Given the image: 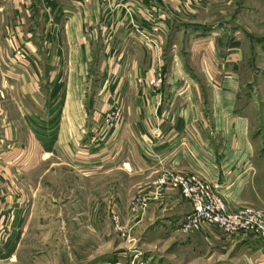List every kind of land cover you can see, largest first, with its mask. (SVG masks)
<instances>
[{
  "label": "crops",
  "instance_id": "1",
  "mask_svg": "<svg viewBox=\"0 0 264 264\" xmlns=\"http://www.w3.org/2000/svg\"><path fill=\"white\" fill-rule=\"evenodd\" d=\"M192 2L0 0V203L14 209V226L2 252L12 254L15 243L21 244L32 218L20 207L23 194L9 175L18 169L8 159L27 151L23 130L34 132L36 143L42 141L44 109L55 107L53 87V92H62L68 116L61 124L63 133L55 141L50 138L45 151L59 157L61 145L86 143L89 158L82 161L83 176L98 179L99 212L95 218L89 207L83 264H131L132 259L149 264H264L260 236L224 235L213 227L182 234L179 226L191 211L189 202L169 187L156 192L153 184L165 172L193 174L222 195L230 209L264 208V101L258 93L264 90V67L259 89L246 86L245 48L234 33L224 36L223 27L213 29L202 43L204 66L184 67L176 41L185 27L172 16L176 21L178 12L187 15ZM196 29L203 36L211 27ZM257 41V60L264 66V38ZM12 62L15 81L7 77ZM158 77L161 82L154 84ZM96 88L101 95L92 102L88 93ZM119 106L123 111L111 132L97 139L90 131L77 137L71 133L81 126L80 110L94 108L89 120H83L91 127L103 124L98 108ZM39 151H44L41 145ZM69 162L64 166H74ZM51 165L58 174L60 165ZM143 199L144 209L130 210L133 201ZM110 204L128 229L124 237L136 240V247L124 245L121 236L108 243L113 230L105 208ZM56 217L52 226L58 230V221L74 214L57 212ZM67 225L69 239L73 234ZM91 228L103 238L98 250L90 244L95 234Z\"/></svg>",
  "mask_w": 264,
  "mask_h": 264
},
{
  "label": "rangeland",
  "instance_id": "2",
  "mask_svg": "<svg viewBox=\"0 0 264 264\" xmlns=\"http://www.w3.org/2000/svg\"><path fill=\"white\" fill-rule=\"evenodd\" d=\"M184 1L189 3V0ZM187 10L190 11L186 12L187 15L185 16L178 12L180 13L179 20L175 21L172 16L173 22L185 27L181 30L176 41V51L180 54L184 65H186L184 67L198 70L204 66L202 65L203 56L201 55L203 52L202 43L210 38V32L213 29L219 31V28L223 27L224 36H227V32L231 36L234 33V38L239 43V47L241 49L245 48V50L243 49L245 52L243 59L244 61L248 59L244 63L249 64L247 66L249 74L245 85L259 89L260 72L264 66L262 60H257V56H259V42L257 40L264 38V0H193L190 6H187ZM198 26L203 30H206L204 27H211V30L206 35L201 36L202 30L198 31L196 29ZM192 29L195 31H192ZM217 62L221 63L222 61L217 59ZM14 64L16 62H12L11 70L7 76L12 81L18 78ZM51 76L54 78L56 74L54 75V72H51ZM158 78L161 79L160 77ZM248 81L251 82L248 83ZM64 82L66 84V79ZM258 93L259 99L264 101V90L260 89ZM50 95L51 102H54L55 107L44 109L43 127L46 134L42 136V141H37L36 143L33 137L35 133L23 130L28 136L26 141L27 151L23 150L20 155L12 154L8 159L12 164H16L15 167L18 170L20 169L18 166H22L21 171L12 169L9 175L23 194L24 200L20 207L22 209L25 207L27 216L31 213L32 218L28 216L30 220H27V232L23 236L21 244L17 241L15 247H13V253L5 254V252H2L3 244L4 242L8 243L10 227L14 226V220H12L14 209L13 205H2L0 203V264H83V244L88 240V237L85 236L89 230L87 228L89 207L92 215L95 218L98 217L99 210L98 206L95 205L99 196L98 179L91 177L89 181L90 178L83 176L81 168L82 161H86L89 158L87 154L89 147L86 146V143L81 144L83 142L78 140L77 145L72 146L67 143L61 145L60 149H63L64 152L59 157H56L55 154L52 156L50 151H45L51 145V139L55 141L58 132L63 133V130L60 129L61 124L64 122L65 117L68 116L63 107L62 92L55 93L52 87ZM100 95L101 93L97 88L93 92L89 91L88 93V97H92V102L93 100L95 101L93 97ZM93 111V107L92 110H80L81 116L79 115L78 118H81V126L76 128V130H71L75 137L80 136L82 132H87L88 134L90 131L97 139L100 133L111 132L116 127L118 118L121 117L123 110L120 106L118 108L112 107V109L98 108L97 112H101L103 116V124L98 125L96 123V125L93 124L91 127L84 125L83 120L87 122L89 117L93 115ZM64 130L66 131L67 129ZM45 144L48 146H45ZM40 145L44 149L42 153L39 151ZM67 152H69L71 158L68 157ZM71 159L72 163L69 162ZM67 161L70 165H74H71L74 168L64 166ZM52 163L60 165L58 174L56 166H54L55 171L51 169ZM90 203L91 206H89ZM105 209L106 220L108 219L107 223L111 225L113 230L112 238H110L111 240L108 243L114 244L113 238L116 237V240H119L121 236L123 239L125 238L124 245H130V249L134 246L136 247V240L128 237V240L130 239L131 241L129 242L126 240L127 237H124L128 229L119 220L118 224H116L113 219L114 215L119 217L116 206L110 204ZM57 212L60 215L74 214V218L69 220L65 218L64 221L59 220L57 225L59 229L57 230L52 226L55 218H57ZM3 213L8 215L5 220ZM69 223V229H71L73 237L68 239L66 234L67 224ZM91 232L95 233L93 228H91ZM250 235L259 236L252 233ZM94 236L90 238V244L93 245L92 248H95L94 250H98L103 238L98 237V231H96ZM87 245L89 244L87 243ZM71 252H75L76 259L70 254Z\"/></svg>",
  "mask_w": 264,
  "mask_h": 264
},
{
  "label": "built area",
  "instance_id": "3",
  "mask_svg": "<svg viewBox=\"0 0 264 264\" xmlns=\"http://www.w3.org/2000/svg\"><path fill=\"white\" fill-rule=\"evenodd\" d=\"M153 81L154 84L161 82L159 78ZM153 184L156 192L169 187L179 191L189 202L191 211L179 226L182 234L189 235L213 227L224 235L252 233L264 239V209L249 205L230 209L225 198L196 175L165 172ZM145 206L144 199L133 201L130 210L144 209ZM113 217L118 224L119 217ZM131 264L149 263L132 259Z\"/></svg>",
  "mask_w": 264,
  "mask_h": 264
}]
</instances>
